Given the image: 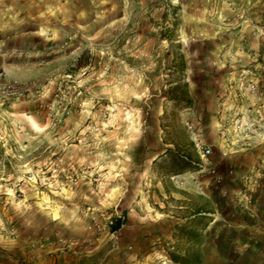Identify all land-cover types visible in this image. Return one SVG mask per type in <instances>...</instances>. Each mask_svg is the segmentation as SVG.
Returning a JSON list of instances; mask_svg holds the SVG:
<instances>
[{"label":"rangeland","instance_id":"374dc122","mask_svg":"<svg viewBox=\"0 0 264 264\" xmlns=\"http://www.w3.org/2000/svg\"><path fill=\"white\" fill-rule=\"evenodd\" d=\"M263 132L264 0H0V264H264Z\"/></svg>","mask_w":264,"mask_h":264},{"label":"crops","instance_id":"0c3cea01","mask_svg":"<svg viewBox=\"0 0 264 264\" xmlns=\"http://www.w3.org/2000/svg\"><path fill=\"white\" fill-rule=\"evenodd\" d=\"M249 144V147L240 148L237 154L226 155L222 163L231 180L248 175L247 198L250 199V211L258 221L264 220V132L260 136H251ZM232 194L238 197V190L232 189ZM256 242L259 241H250V248L255 247ZM260 244L264 247V243Z\"/></svg>","mask_w":264,"mask_h":264},{"label":"built area","instance_id":"2783aa9c","mask_svg":"<svg viewBox=\"0 0 264 264\" xmlns=\"http://www.w3.org/2000/svg\"><path fill=\"white\" fill-rule=\"evenodd\" d=\"M210 153L209 149H206L204 152H202V157L208 155Z\"/></svg>","mask_w":264,"mask_h":264},{"label":"trees","instance_id":"16d2710c","mask_svg":"<svg viewBox=\"0 0 264 264\" xmlns=\"http://www.w3.org/2000/svg\"><path fill=\"white\" fill-rule=\"evenodd\" d=\"M121 222H122V221L118 220V222H117V224H116L115 228H119V227H120V225H121Z\"/></svg>","mask_w":264,"mask_h":264}]
</instances>
